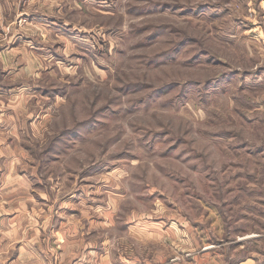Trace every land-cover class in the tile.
Returning <instances> with one entry per match:
<instances>
[{"label":"rangeland","instance_id":"374dc122","mask_svg":"<svg viewBox=\"0 0 264 264\" xmlns=\"http://www.w3.org/2000/svg\"><path fill=\"white\" fill-rule=\"evenodd\" d=\"M2 7L0 264L262 250L264 0Z\"/></svg>","mask_w":264,"mask_h":264},{"label":"crops","instance_id":"0c3cea01","mask_svg":"<svg viewBox=\"0 0 264 264\" xmlns=\"http://www.w3.org/2000/svg\"><path fill=\"white\" fill-rule=\"evenodd\" d=\"M8 0H0V12H4L7 8H4V4H7ZM13 11V10H12ZM1 21L3 22V17L0 15ZM263 244L262 250L256 253H250L246 256H237V254L243 245L238 246V249L235 248L234 251H231V254L224 251L226 248L225 243L213 244H202L200 249L197 252H187L183 258L184 264H191L189 260L192 259L196 264H207L206 262H211L212 264H264V234H263ZM214 248V250L212 249ZM217 248V249H215ZM219 249V250H218ZM178 260V259H177Z\"/></svg>","mask_w":264,"mask_h":264},{"label":"trees","instance_id":"16d2710c","mask_svg":"<svg viewBox=\"0 0 264 264\" xmlns=\"http://www.w3.org/2000/svg\"><path fill=\"white\" fill-rule=\"evenodd\" d=\"M86 126H87V125H85L84 127H86ZM79 130H80V128H77V129H76L77 132H75V131H73V132L70 131V132H72L71 134H74L73 136H76V135L80 134V133H78Z\"/></svg>","mask_w":264,"mask_h":264}]
</instances>
